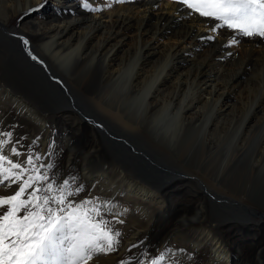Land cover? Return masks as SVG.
I'll return each instance as SVG.
<instances>
[{"label": "bare ground", "instance_id": "1", "mask_svg": "<svg viewBox=\"0 0 264 264\" xmlns=\"http://www.w3.org/2000/svg\"><path fill=\"white\" fill-rule=\"evenodd\" d=\"M43 1L0 0V131L13 133L22 153L44 154L61 180L84 185L77 202L95 194L117 206L129 232L124 247L90 264H136L162 250L164 264L175 253L208 257L205 264H264V235L232 215L264 206V39L213 33L215 20L174 0H90L100 11L56 0L59 8L48 5L57 17L37 12ZM20 12L15 29L8 21ZM25 36L37 56L21 50ZM233 36L238 43H229ZM64 75L92 94L90 108ZM169 151L183 169L167 170L160 154ZM240 162L247 174L230 181ZM193 178L212 190L179 198ZM244 223L250 237L235 238Z\"/></svg>", "mask_w": 264, "mask_h": 264}, {"label": "snow or ice", "instance_id": "2", "mask_svg": "<svg viewBox=\"0 0 264 264\" xmlns=\"http://www.w3.org/2000/svg\"><path fill=\"white\" fill-rule=\"evenodd\" d=\"M174 2L185 6L189 15L215 20L213 33L226 28L240 36L264 39V0ZM82 6L101 10L90 0H83ZM238 42L235 36L229 41ZM0 136L4 137L0 139V189L11 190L0 193V264H90L98 255L116 250L121 233L112 225L123 221L113 211L117 206L112 201L90 195L77 202L85 187L75 177L61 180L52 171L54 165L44 161V154L31 147L22 153L12 132L0 131ZM22 155L25 158L21 160ZM110 213L112 219H105ZM166 257V252L146 257L147 264H164ZM120 264L130 262L122 260ZM136 264L145 261L137 259Z\"/></svg>", "mask_w": 264, "mask_h": 264}, {"label": "rangeland", "instance_id": "3", "mask_svg": "<svg viewBox=\"0 0 264 264\" xmlns=\"http://www.w3.org/2000/svg\"><path fill=\"white\" fill-rule=\"evenodd\" d=\"M102 1H107V2H117L118 1V3H123V0H102ZM50 3H53V5H55L57 8H59V4H57V2H56V0H46V1H43V3H41L40 4V7L39 8H37V12L40 14V15H48L49 14V16L50 17H57V16H51L50 14H51V11H52V8L50 9V6L48 5V4H50ZM80 3L81 4H83V0H80ZM94 6V5H93ZM49 7V8H48ZM57 12V11H56ZM58 15V14H57ZM24 16H25V13L24 12H20V13H16L15 15H13V17L8 21L9 22V25L10 26H13V27H15V29H19V27H20V24L22 23V21H23V19L22 18H24ZM50 17H48V19L50 18ZM25 39L29 42V38H28V36H25ZM22 42V43H21ZM19 43H20V48H21V50H27V51H29V52H31L32 54H35L36 55V50L33 48V47H31L30 45L28 46V44L27 45H25L24 44V42H23V40L22 39H19ZM30 43V42H29ZM37 56V55H36ZM0 60H1V58H0ZM48 73V72H47ZM49 74V73H48ZM56 76H54V78H55ZM64 77H66V78H64L65 79V81L66 82H72V83H70V84H72L73 85V87H74V89L76 90V91H80V92H77L78 94L80 93V98L82 99V101L84 102V104H86V107L87 108H90L91 106H90V103H89V100L88 99H90L91 97H93L92 96V94H89V93H87V92H85L84 90H80L79 88H80V85L78 84L79 83V81L77 80V79H75L74 80V78H73V76H71L72 78H70V76H68V75H64ZM67 79V80H66ZM55 80H57V82H59V86L61 85V83H60V80L56 77L55 78ZM71 80V81H70ZM60 87H62V86H60ZM76 87V88H75ZM60 89V88H59ZM78 89V90H77ZM61 91L63 90V89H60ZM67 96H68V94L65 92V90L63 91ZM82 92V93H81ZM86 96V97H85ZM70 98V97H69ZM85 98V99H84ZM68 100H70V103L71 104H73V103H76V104H78V102L76 101V100H73L72 98H70V99H68ZM73 101V102H72ZM80 103V102H79ZM82 106V105H81ZM80 106V107H81ZM85 106H82L81 107V109H80V111H79V113H82V117H83V119H85L86 121L88 120V119H90V118H86V117H88V115L86 114V112H85V108H84ZM263 108H264V101L261 103V106H260V109H261V111H262V114H258V116H257V118H261V120H264V110H263ZM85 112V113H84ZM89 121V120H88ZM3 123V122H2ZM96 126V125H95ZM55 127V126H54ZM59 128L61 129L62 128V126H59ZM5 130V129H4ZM57 130H55V132H54V136L56 137V132ZM60 132V131H59ZM237 135V134H236ZM55 137H53L52 136V142H53V140L55 141L56 140V138ZM72 142V141H71ZM174 152V151H173ZM54 154L56 153L58 156H60V154H61V152L58 150L57 152H53ZM175 153V152H174ZM24 154H26V152L24 153ZM170 154V155H169ZM169 154H168V156L167 155H162V154H160V161L162 162V163H164L166 166H167V170H171V171H173V172H177V169L178 168H176V166H178V164L181 166V168L183 169V160L181 161L180 159H179V157L178 156H175L173 153H171L170 151H169ZM176 154V153H175ZM50 155H51V152H50ZM162 155V156H161ZM165 156H167V157H165ZM165 158V159H164ZM163 159H164V161H163ZM168 164V165H167ZM239 165H244V166H240L239 167ZM236 166V165H235ZM232 167L234 170L232 171V172H228V176H231L230 178H229V180L230 181H233L235 178H237L236 180H241L246 174H247V171H248V165L246 164V163H244L243 164V162H240V163H238L237 164V166L236 167ZM231 168V169H232ZM173 169V170H172ZM174 169H175V171H174ZM241 169V170H240ZM243 169V170H242ZM244 169H246V171L244 170ZM238 170H239V172H238ZM179 171H181V169H179ZM237 171V172H236ZM181 172H183V171H181ZM244 172V173H243ZM246 172V173H245ZM231 174V175H230ZM198 175V174H197ZM236 175H238V176H236ZM243 175V176H242ZM232 176H233V178H232ZM242 176V177H241ZM198 177V176H197ZM240 177V178H239ZM198 180H201L200 178L198 179ZM202 181V180H201ZM193 182V183H192ZM206 182V181H205ZM204 182V185L203 186H200V184H196V181L194 180V178H193V181H191V182H184V187H185V189H184V191L183 192H181L180 193V195L179 194H176V195H179V198H181V197H183L184 196V199H186V200H189V199H191L192 201L194 200V195H193V192L194 191H198V187H199V190L203 193V192H205L204 190H212V188L211 187H209L206 183ZM210 182H212V183H216L215 181H213V180H211L210 179ZM186 183V184H185ZM201 187V188H200ZM208 187H209V189H208ZM191 189V190H190ZM203 189V190H202ZM225 190H227L228 192H231L230 191V189L229 188H224ZM178 192H180V191H178ZM184 194V195H183ZM186 194V195H185ZM93 196H95V194L93 195ZM213 201L215 202V200L213 199ZM262 207H264V206H260V204H258V206L257 205H255V207L254 206H250V208H253V209H256V211L257 212H250L249 213V211L248 210H245V209H240L241 211H240V213H233L232 212V215L233 216H240V217H243V219L244 220H248L249 222H250V224H252V225H257V227H255L256 228V233L259 235V236H263L264 235V208H262ZM172 212V211H171ZM174 212V211H173ZM172 212V213H173ZM171 214V213H170ZM231 214V213H230ZM108 217H105V219H109V218H112V214H111V216L110 215H107ZM122 219V221H126L125 220V218H121ZM109 220H111V219H109ZM117 224L118 223H114L113 225L115 226V227H113L115 230H117V231H119L120 233H121V237H119V244L117 245V247L119 248H116V250L114 251V252H119L120 251V249L122 248V247H124V243H125V236H127L128 235V230L126 229V227L124 226V224H122V223H119L118 224V226H117ZM112 225V226H113ZM244 227V228H243ZM250 227L251 226H248L247 227V229H250ZM255 228L252 226V228L251 229H253V230H255ZM123 229V230H122ZM247 229H246V225H245V223L244 224H241V225H238V227L236 228V234H235V238H237V239H242V240H246L247 238H249L250 236H248V234L250 233V232H248L247 231ZM242 234V235H241ZM248 240V239H247ZM121 244V245H120ZM123 244V245H122ZM119 245L121 246V247H119ZM170 248V251H172V250H174V249H172L171 247H169ZM262 250H264V248L262 249ZM161 252H166L167 253V255L169 254V251H166V250H162ZM231 253H232V255L234 254L232 251H231ZM178 254V255H177ZM251 254V253H250ZM174 255H176V257H170L169 258V261H170V263H173V264H205L206 263V261L209 259L208 257H205V256H202V255H199V254H193V257H180V254L179 253H175ZM236 259V258H235ZM239 259V257H237V260ZM145 264H147V260L145 261Z\"/></svg>", "mask_w": 264, "mask_h": 264}, {"label": "water", "instance_id": "4", "mask_svg": "<svg viewBox=\"0 0 264 264\" xmlns=\"http://www.w3.org/2000/svg\"><path fill=\"white\" fill-rule=\"evenodd\" d=\"M22 43V42H21ZM61 89H62V87H60ZM64 91V90H63ZM91 117V116H90ZM91 120L93 121V124H95L94 126L98 129V130H100V132L102 133L104 130L100 127V125L91 117ZM99 126V127H98Z\"/></svg>", "mask_w": 264, "mask_h": 264}]
</instances>
